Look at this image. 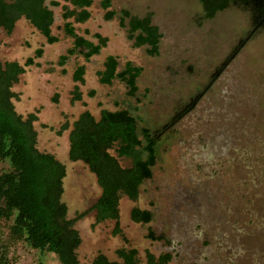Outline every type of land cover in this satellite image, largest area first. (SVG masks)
Segmentation results:
<instances>
[{"label": "rangeland", "instance_id": "rangeland-1", "mask_svg": "<svg viewBox=\"0 0 264 264\" xmlns=\"http://www.w3.org/2000/svg\"><path fill=\"white\" fill-rule=\"evenodd\" d=\"M50 1L55 41L48 43L23 18L13 28L3 23L0 63L22 68L12 85L14 109L23 118L36 116L37 148L66 167L62 201L81 238L79 264L99 254L120 261L119 249L136 250L141 264L147 252L170 254L167 264H264V30L253 27L249 11L230 0L206 18L224 0H108L114 16L106 20L103 0H92L89 19L75 23L73 15L62 17L64 8L73 10L67 0H53L57 6ZM122 11L138 18L151 14L161 35L156 54L134 45ZM66 22L76 35L94 43L99 35L106 45L89 60L76 50L61 64L74 40ZM108 55L119 70L127 62L141 68L133 95L119 80L99 82ZM78 67L81 83L74 80ZM102 109H126L139 138L147 129L157 145L138 199L122 196L118 221L96 223L95 176L67 153L78 115L87 110L98 118ZM0 170L7 164L0 163ZM135 207L150 211L152 220L133 222ZM0 231L7 264H60L23 240L10 242L3 223Z\"/></svg>", "mask_w": 264, "mask_h": 264}, {"label": "trees", "instance_id": "trees-1", "mask_svg": "<svg viewBox=\"0 0 264 264\" xmlns=\"http://www.w3.org/2000/svg\"><path fill=\"white\" fill-rule=\"evenodd\" d=\"M48 0H0V25L13 28L20 19H25L48 43L55 41L51 35L54 22L53 12L47 5ZM73 10H67L64 18L74 16L76 22L89 19L92 0H67ZM243 10L249 11L255 29L264 30V0H233ZM230 0H224L210 9L206 18L222 9ZM53 6L58 2L50 1ZM224 5V6H223ZM105 19H111L114 12L110 2H101ZM123 25L126 23L128 34L137 47L146 46L150 54L158 52L160 33L152 24L151 14L138 18L122 11ZM126 20V21H125ZM65 31L74 37L71 49L60 58L64 64L67 57L76 50L90 59L106 45V38L96 35L97 42L75 35L74 28L65 23ZM41 51L37 50L36 55ZM31 62V60H28ZM22 68L16 62L0 63V163L7 164V170H0V224L8 231L7 239L23 240L31 248L40 252L54 254L60 264H79L77 249L81 238L74 228L75 221L67 218V206L62 201L66 176L63 162L52 154L39 151L34 114L26 118L19 115L12 104L15 94L12 85L17 82ZM141 68L125 63L118 69L115 56L108 55L103 69L97 73L101 84L109 85L113 80L123 82L128 94L136 90V80ZM83 67L74 72V80L82 82ZM76 99L80 96L76 94ZM139 138L134 117L126 110L102 109L96 118L89 111L81 112L73 122L68 134V159L83 162L95 176L100 195L95 202L96 223L118 221L119 200L122 196L136 201L141 185L151 177L156 158V137L149 130ZM114 152L115 155L111 153ZM118 158L130 161L129 167L120 165ZM130 218L135 223H149L152 214L148 210L133 208ZM6 223H8L6 225ZM3 230V229H2ZM3 232L0 231V236ZM4 235V234H3ZM2 239V238H0ZM2 244L4 241L0 240ZM6 246L0 245V264H7L4 258ZM116 255L120 261H110L106 256L97 255L90 264H141L137 251L119 249ZM170 254L145 255V264H167Z\"/></svg>", "mask_w": 264, "mask_h": 264}, {"label": "flooded vegetation", "instance_id": "flooded-vegetation-1", "mask_svg": "<svg viewBox=\"0 0 264 264\" xmlns=\"http://www.w3.org/2000/svg\"><path fill=\"white\" fill-rule=\"evenodd\" d=\"M68 2V1H67ZM68 4L72 7V5L68 2ZM65 10V12H66V9H64ZM87 10H88V8H87ZM53 17H54V15H53ZM62 17L64 18V16L62 15ZM65 19V18H64ZM87 21V20H86ZM86 21H84V22H86ZM84 22H76L75 21V23H84ZM67 23V22H66ZM70 25H71V23H69ZM71 27H72V25H71ZM64 28H65V24H64ZM74 28V27H73ZM75 32V31H74ZM76 35V34H75ZM79 36V35H78ZM80 37H83V36H80ZM84 38V37H83ZM87 40V39H86ZM73 44V43H72ZM85 59V58H84ZM87 60V59H86Z\"/></svg>", "mask_w": 264, "mask_h": 264}]
</instances>
